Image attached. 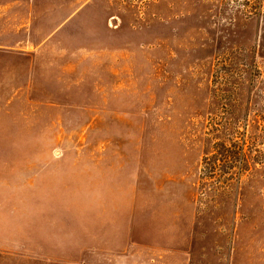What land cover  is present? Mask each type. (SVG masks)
<instances>
[{
  "label": "rangeland",
  "instance_id": "374dc122",
  "mask_svg": "<svg viewBox=\"0 0 264 264\" xmlns=\"http://www.w3.org/2000/svg\"><path fill=\"white\" fill-rule=\"evenodd\" d=\"M0 264H264V0H0Z\"/></svg>",
  "mask_w": 264,
  "mask_h": 264
},
{
  "label": "trees",
  "instance_id": "16d2710c",
  "mask_svg": "<svg viewBox=\"0 0 264 264\" xmlns=\"http://www.w3.org/2000/svg\"><path fill=\"white\" fill-rule=\"evenodd\" d=\"M246 138L247 136H245L244 139L237 140L238 143H236V146H237L236 164L238 165L240 176H241V173L244 171V168L246 167L248 168L249 166L248 161H249L251 146L248 145V141ZM222 145H226V144H222Z\"/></svg>",
  "mask_w": 264,
  "mask_h": 264
}]
</instances>
